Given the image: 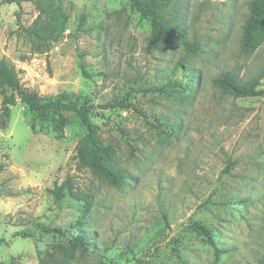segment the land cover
<instances>
[{"label":"rangeland","instance_id":"obj_1","mask_svg":"<svg viewBox=\"0 0 264 264\" xmlns=\"http://www.w3.org/2000/svg\"><path fill=\"white\" fill-rule=\"evenodd\" d=\"M35 1L0 0V60L42 100L95 105L90 120L125 178L112 185L78 166L86 129L73 112L62 136L53 113L32 130L35 114L15 94L0 127V264H264V95L217 83L225 74L264 88V41L241 46L252 0H168L161 16L190 49L152 42L151 17L128 0H60L63 36L34 40L16 12L40 27ZM10 94L0 79V112ZM67 179L58 202L52 191ZM192 222L209 230L218 256ZM77 228L85 251L70 247Z\"/></svg>","mask_w":264,"mask_h":264},{"label":"trees","instance_id":"obj_2","mask_svg":"<svg viewBox=\"0 0 264 264\" xmlns=\"http://www.w3.org/2000/svg\"><path fill=\"white\" fill-rule=\"evenodd\" d=\"M15 2L20 6V0H7V2ZM131 7L142 16L151 17V41L160 44L181 43L187 49L191 46L185 39L183 32L178 28L169 24L161 16L160 8L168 2V0H128ZM35 5L39 9L40 27L29 26L24 27L20 23L21 10L16 12L18 28L34 40L39 41H56L63 36L66 30L68 14L65 13L60 0L52 3L49 0H36ZM44 21H41V19ZM264 41V0H252L249 4V14L242 27L241 46L244 51H252ZM0 79H2L11 89V94L4 100L0 112V127H5L10 119L11 110L9 105L15 101V94L18 95L28 109L35 114V121L31 124L34 130L38 126V130L42 131L46 128V122L50 118V114H55L53 130L57 135L62 136L67 118L64 111L73 112L81 121L86 129L85 145H81L77 149V158L79 167H89L90 170L101 180L107 181L112 185H120L125 178V174L120 169H112L109 165L110 151L108 147L101 145L97 131L90 120V113L95 105L86 101L79 103L77 101H63L60 98L51 100H42L37 92L22 89L17 78L15 69L8 65L4 60H0ZM217 83L223 89L237 97H260L264 95V88H258L251 84H240L234 78L228 75H222ZM175 86L174 83H171ZM124 103H120L121 106ZM113 103L102 105L104 108L112 106ZM71 191L69 179L63 184L53 189L55 199L59 202L63 199L67 192ZM90 207L89 197L86 196L84 208L88 210ZM191 226L200 235L205 237L208 243L214 248L216 256L222 250L216 246L214 239L211 237L209 230L202 224L192 222ZM37 228L43 232L63 236L64 231L58 227L46 226L38 224ZM71 249L79 248L82 251L87 250V235L81 228H77V234L69 239ZM66 253V252H65ZM71 255H66L70 258ZM45 259V260H44ZM44 260V261H43ZM42 264H54V260L46 257L42 258Z\"/></svg>","mask_w":264,"mask_h":264}]
</instances>
